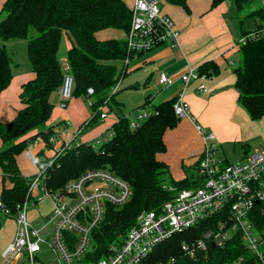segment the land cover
I'll list each match as a JSON object with an SVG mask.
<instances>
[{"label": "trees", "instance_id": "trees-1", "mask_svg": "<svg viewBox=\"0 0 264 264\" xmlns=\"http://www.w3.org/2000/svg\"><path fill=\"white\" fill-rule=\"evenodd\" d=\"M165 1L187 9L186 0ZM222 1L211 0V5ZM252 1L233 0L239 12ZM248 15H255L264 22L263 6L255 7ZM130 18L131 8L123 0H0V40L26 38V54L32 72L21 85L18 94L21 106L16 114L9 121L0 122V141L4 145L0 150V202L9 209L10 215L25 199L30 177L20 171L16 156L40 136L41 147L31 154L35 159H46L49 155L44 151L50 147L49 137L57 134L55 127L61 124L59 121L50 125L48 120L55 106L51 96L58 91L63 78L58 57L62 33L69 40L65 58L74 78L71 98L87 97L92 110L90 119L79 127L90 125L103 111L106 115L113 114L109 128L114 133L110 139L97 149L89 141L73 140L75 145L45 170L47 185L52 190L60 189L65 181L85 169L102 166L109 167L131 186L130 199L120 208L108 206L103 222L93 230L95 249L86 255V260L104 256L110 243L120 242L139 212L158 208L170 200L176 190L197 184L186 173L180 178L172 177L163 159L164 136L179 121L172 108L175 97L152 104L156 113L135 129L129 127L127 115L114 111L120 103L111 90L122 73L125 74L123 69L117 70L114 61H123L126 43L124 38L100 40L95 33L113 28L125 34ZM30 27L38 32L36 36L28 37ZM240 51L242 64L233 72L238 101L252 120H258L264 115V37L240 45ZM197 68L208 75L218 72L213 61H206ZM11 77L10 57L5 46L0 45V91ZM88 88L92 89L91 93ZM262 208L261 203L253 208V224L259 229L264 228ZM3 215L0 208V226ZM216 222V217H209L171 235L159 242L139 264H228L238 255L246 256L238 235L222 246L208 244L207 250L195 257L183 252V241L197 238L205 229L214 228Z\"/></svg>", "mask_w": 264, "mask_h": 264}, {"label": "built area", "instance_id": "built-area-1", "mask_svg": "<svg viewBox=\"0 0 264 264\" xmlns=\"http://www.w3.org/2000/svg\"><path fill=\"white\" fill-rule=\"evenodd\" d=\"M178 35L173 19L161 10L159 0H133L129 28L124 35V68L137 53L164 43L172 48L178 46ZM261 37H264V22L260 20L253 30L241 36L238 44ZM60 61L63 78L57 91V105L64 108L71 98L74 78L66 58ZM179 77L184 88L195 84L198 91L207 89L208 74L200 72L197 67L188 66ZM157 82L169 85L173 78L160 72ZM117 88L118 82L111 92H116ZM91 92L92 89L88 88V93ZM138 108L133 117L128 116L131 129L156 113L153 108ZM172 108L177 118L193 120L181 91L176 94ZM105 117L106 112H101L99 118ZM196 127L204 142L191 175L197 184L176 190L172 198L158 208L139 212L122 240L110 243L106 254L96 260H86V255L95 249L92 232L103 222L108 206L120 208L130 199L131 186L109 167L102 166L85 169L65 181L60 189L52 190L47 185L45 170L75 142L72 138L57 143V137L50 136L51 153L46 159H36V171L29 175L26 197L16 206L14 213L15 234L2 257L6 261L12 259L14 264L22 255L27 261L22 260L21 264H42L38 255L48 249L54 254L55 264H139L159 242L206 218L216 217L214 228L205 229L197 238L181 243L183 252L195 257L206 251L208 244L222 246L238 235L247 255H238L228 264H262L264 228H257L252 216L255 204L264 205V152L254 151L235 162H223L215 157L213 133L200 125ZM81 129L76 130V135ZM106 132L95 137L97 143L102 139L107 141L114 133L111 128ZM38 140L41 141V137ZM43 196L51 201V213L35 226L27 220L26 210L30 201L35 204ZM0 208L2 214L10 216L9 209L1 202Z\"/></svg>", "mask_w": 264, "mask_h": 264}, {"label": "crops", "instance_id": "crops-1", "mask_svg": "<svg viewBox=\"0 0 264 264\" xmlns=\"http://www.w3.org/2000/svg\"><path fill=\"white\" fill-rule=\"evenodd\" d=\"M123 1L128 7H132L133 0ZM254 1L255 7L264 5V0ZM186 5L187 9L159 0L161 10L173 19L179 32L178 46L172 48L167 43L158 45L148 51L135 54L129 59L125 68L124 62L120 68L124 69L125 74L134 73L133 82L129 83L131 87H138L140 82L145 89L167 86L157 82L160 72L173 78V82L168 85L170 93L166 97L161 96V89L144 95L142 103L148 101L145 107L152 108V104L175 97L180 91L189 105L193 120L189 117L179 118L177 125L168 130L164 136L166 151L163 159L167 162L174 178L183 177L186 167L194 169L202 153L204 142L197 125L213 133L214 142L220 147L215 149V157L218 160L235 162L251 152H264V115L258 120L249 117L238 101L233 73L234 69L242 64L238 41L241 36L256 27L260 18L255 15L244 16L236 9L233 0H224L215 6L211 5V0H186ZM124 35L122 31L113 28H105L95 33L96 38L100 40L124 38ZM58 57L65 58V53L59 52L58 49ZM206 61H213L218 66V72L209 74L206 79V91H198L195 84L184 88L180 74L188 66L198 67ZM235 62L236 65L233 67ZM11 74L9 84L0 91V122L2 123L13 118L16 110L21 106L18 94L21 85L32 76L31 65L11 68ZM51 99L55 106L48 123L55 125L61 121V124L55 127L58 130L55 134L57 143L72 138L74 141H83L82 134L89 125L81 127V132L77 135L76 130L91 117L90 100L83 96L72 97L64 108H60L57 105V92L51 96ZM112 118L113 114L108 113L105 118H97L94 121L98 123L95 136L100 133L105 134ZM40 147L41 141L38 140L27 150L31 154ZM44 152L50 155V147ZM20 154L21 152L16 156L20 171L26 176L33 174L36 166L32 173L24 171L19 162Z\"/></svg>", "mask_w": 264, "mask_h": 264}, {"label": "rangeland", "instance_id": "rangeland-1", "mask_svg": "<svg viewBox=\"0 0 264 264\" xmlns=\"http://www.w3.org/2000/svg\"><path fill=\"white\" fill-rule=\"evenodd\" d=\"M255 1H252V3L246 5L242 9V13L244 16L248 15L254 8ZM248 12L247 14H245ZM38 34V32L30 27L28 32V37H34ZM69 44L68 37L65 33H62V36L60 38V44H59V52L66 53L67 45ZM0 45H4L6 48V51L10 57V65L11 68H22L23 66H26V64H30L27 54H26V38L23 37H15L10 38L8 40H0ZM121 60H115L114 64L117 67V70L122 67ZM236 62L234 63L233 67H235ZM134 73H128L125 74V76L120 77L118 81V88L117 91L114 94V99L117 100L120 105L119 108H114V111H116L118 114H124V115H130L129 117H133L138 107L140 106L144 100V95L147 93H154L155 91H158L161 89V96L166 97L170 92V88L167 86H156L150 89H145L143 84L140 82L138 87H131L129 86V83L133 82ZM110 104L114 107V104L112 103V100L110 101ZM145 107V106H144ZM98 128V123L93 122L88 127H86V130L82 134L83 141L84 139H90L89 142L93 146V148L97 149L100 145H102L106 140L102 139L101 142L97 143L95 140V133ZM107 134V132L105 133ZM4 147V145L0 142V150ZM217 148L220 149V147L217 145ZM237 147V146H236ZM40 159V158H37ZM19 162L22 165V169L26 172L32 173L35 170V163L36 159L35 157L28 152V150H23L21 154L19 155ZM198 159L195 163L197 165ZM194 165V166H195ZM193 167V166H192ZM184 172L188 175H191L194 173V170L192 168L186 167L184 169ZM1 180V179H0ZM1 183V181H0ZM31 202V201H30ZM29 202V206L26 210V218L27 220L35 225L38 226L43 220L47 218V216L51 213V201L48 197L43 196L39 200L35 202V204H31ZM16 231V222L14 219V214H11L10 216H4L2 217V222L0 226V264H13V260H5V258L2 257V251L4 248L12 241L13 236ZM22 253V252H21ZM40 261L42 264H55V257L51 250H42L41 253L38 255ZM27 261L26 256L20 255L14 264H21V261Z\"/></svg>", "mask_w": 264, "mask_h": 264}, {"label": "bare ground", "instance_id": "bare-ground-1", "mask_svg": "<svg viewBox=\"0 0 264 264\" xmlns=\"http://www.w3.org/2000/svg\"><path fill=\"white\" fill-rule=\"evenodd\" d=\"M165 85V84H164ZM7 264V263H6Z\"/></svg>", "mask_w": 264, "mask_h": 264}, {"label": "water", "instance_id": "water-1", "mask_svg": "<svg viewBox=\"0 0 264 264\" xmlns=\"http://www.w3.org/2000/svg\"><path fill=\"white\" fill-rule=\"evenodd\" d=\"M213 245V244H212Z\"/></svg>", "mask_w": 264, "mask_h": 264}]
</instances>
